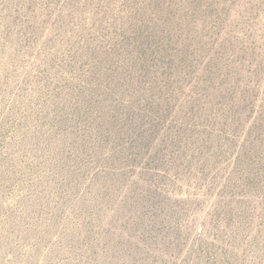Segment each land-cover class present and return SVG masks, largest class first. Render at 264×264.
Instances as JSON below:
<instances>
[{
  "label": "rangeland",
  "instance_id": "obj_1",
  "mask_svg": "<svg viewBox=\"0 0 264 264\" xmlns=\"http://www.w3.org/2000/svg\"><path fill=\"white\" fill-rule=\"evenodd\" d=\"M0 264H264V0H0Z\"/></svg>",
  "mask_w": 264,
  "mask_h": 264
}]
</instances>
